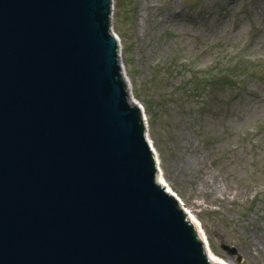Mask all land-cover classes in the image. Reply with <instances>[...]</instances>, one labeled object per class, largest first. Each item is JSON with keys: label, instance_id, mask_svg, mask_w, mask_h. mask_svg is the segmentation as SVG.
Masks as SVG:
<instances>
[{"label": "water", "instance_id": "obj_1", "mask_svg": "<svg viewBox=\"0 0 264 264\" xmlns=\"http://www.w3.org/2000/svg\"><path fill=\"white\" fill-rule=\"evenodd\" d=\"M160 175L112 0H0V264H216Z\"/></svg>", "mask_w": 264, "mask_h": 264}, {"label": "rangeland", "instance_id": "obj_2", "mask_svg": "<svg viewBox=\"0 0 264 264\" xmlns=\"http://www.w3.org/2000/svg\"><path fill=\"white\" fill-rule=\"evenodd\" d=\"M112 28L166 184L214 252L264 264V0H113Z\"/></svg>", "mask_w": 264, "mask_h": 264}, {"label": "bare ground", "instance_id": "obj_3", "mask_svg": "<svg viewBox=\"0 0 264 264\" xmlns=\"http://www.w3.org/2000/svg\"><path fill=\"white\" fill-rule=\"evenodd\" d=\"M152 142V141H151ZM152 145L154 147V144L152 142ZM155 149V147H154ZM159 182L160 184H162L163 186H165L167 188V190L169 192H171L172 190L170 189V187L166 184V181L164 179V177L161 175L159 177ZM184 206V205H183ZM185 208V207H184ZM186 209V208H185ZM187 212H188V217L191 218V221L194 222V224H196V226H198V229L200 230V234H201V237L202 239L205 241V244H206V247H207V252H208V256L210 258V260L213 262V263H216V264H232L231 261H226L224 260V258L222 256H220L219 254H217L216 252L213 251V249L211 248V245H210V242H209V239L208 237L206 236V234L201 230V227L198 225L197 221L195 220L194 216L192 214H190V212L188 211V209H186Z\"/></svg>", "mask_w": 264, "mask_h": 264}]
</instances>
